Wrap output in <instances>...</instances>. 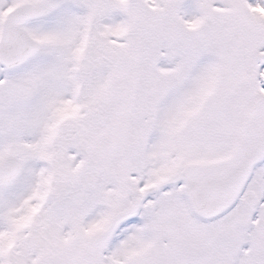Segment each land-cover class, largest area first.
<instances>
[{
  "label": "snow or ice",
  "instance_id": "snow-or-ice-1",
  "mask_svg": "<svg viewBox=\"0 0 264 264\" xmlns=\"http://www.w3.org/2000/svg\"><path fill=\"white\" fill-rule=\"evenodd\" d=\"M0 264H264V0H0Z\"/></svg>",
  "mask_w": 264,
  "mask_h": 264
}]
</instances>
